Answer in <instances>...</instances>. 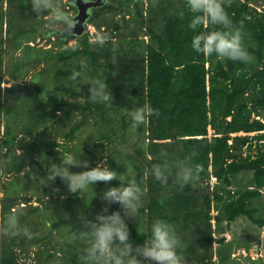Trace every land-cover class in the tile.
<instances>
[{
	"label": "rangeland",
	"instance_id": "rangeland-1",
	"mask_svg": "<svg viewBox=\"0 0 264 264\" xmlns=\"http://www.w3.org/2000/svg\"><path fill=\"white\" fill-rule=\"evenodd\" d=\"M114 1L104 0L92 9L91 16L99 7L117 6ZM227 1H234L236 6L237 1L247 5L246 16L254 20L250 19V26L242 29V43L245 48H258L257 36L264 30V0ZM54 2L72 18L78 14L74 0ZM112 12L106 10L95 23L88 20L83 34L71 37L61 25L50 24L46 12L38 14L34 11L31 0H0V100L3 106L0 115V222L10 212H20L17 235L0 231V264H79L82 240L77 239L68 229L56 231L51 227L53 212L47 207L48 200L67 195L70 191L59 177L52 182L40 183L39 178L46 175L50 164L60 163L66 153L87 160L89 167L97 164L110 167V161L113 160L118 166L126 164L128 173L137 179L135 166L145 163L150 141L147 130L140 129L146 128L147 120L132 133L125 114L128 109L117 106L110 108L108 104L103 108L98 105L99 102L90 98L89 81L102 78L106 83L108 79L106 59H101L97 66L92 67L81 57L66 62L59 58V54L66 48L76 46L83 35H88L92 42L103 37V42L110 40L114 44L115 57L112 64L116 66V71L112 74V89L114 84L120 83L122 79H118L123 74L120 66L137 59H126L123 56L131 54V46L141 53L145 52L149 37L139 31L132 15L119 11L115 16ZM181 18L188 21L191 18L186 8ZM103 22L106 24L103 25ZM115 23L121 28L109 39ZM250 56V61L244 63L245 68L229 72V79L218 76L213 83L220 90L236 95L233 101L238 104L235 114L238 112L241 128L246 127L247 123L254 126L256 122L264 124V103H261L264 99V83L259 84L256 90H247L245 102H241L237 96L241 91L240 81L247 77L251 83L257 82L249 67L253 60ZM209 59L213 61L212 66L210 63L206 65L211 79L216 75V58ZM260 65L264 69V62ZM59 70L71 72V79L56 78ZM261 77L264 81V74ZM207 86L208 89L211 87L209 77ZM61 88L70 91L65 93ZM235 90L238 92L235 93ZM215 95V104H219L217 99L220 93L216 92ZM210 98L208 105L211 106L213 102ZM58 102L65 104L58 105ZM88 102L93 104V111L87 109ZM259 105L263 108L260 109ZM241 107L244 109L242 113ZM233 119L235 116H230L227 121ZM213 132L211 126L208 127L209 136ZM261 133L264 131L241 130L232 133L229 146L236 137L249 138L240 151H234L246 158L255 153L256 142L253 137ZM82 170L81 167H70L73 172ZM251 177V172L241 174L233 188H244ZM109 182H97L87 193L79 192V196L87 204L100 202L103 207L105 202L101 199L102 192L109 186H115ZM216 182L212 178L211 186ZM256 202L264 212V190ZM112 211H121L129 229L130 240L133 235L131 226L138 228L139 232L144 231L135 223L137 218L145 226L144 218L138 212L135 216H125L117 204L108 205V212ZM212 225V237L215 240L213 264H264V228L258 227L246 217H240L230 225L222 223L217 226L215 221H212ZM140 243L142 240L133 242V245Z\"/></svg>",
	"mask_w": 264,
	"mask_h": 264
},
{
	"label": "trees",
	"instance_id": "trees-1",
	"mask_svg": "<svg viewBox=\"0 0 264 264\" xmlns=\"http://www.w3.org/2000/svg\"><path fill=\"white\" fill-rule=\"evenodd\" d=\"M114 2L117 6H102L95 9L89 22L95 23L106 10L109 12L113 10L112 14L115 16L120 13L119 11H125L126 15L134 17L139 31L149 37L145 52L141 53L131 46L129 48L131 54L123 56L126 59L127 57L137 59L133 63L127 61L120 66L123 74L118 80L122 81L114 84L115 87L112 89V74L116 71V66L112 64L115 52L114 44L110 40L102 43L92 42L88 35H83L76 46L66 48L59 54V58L66 62L81 57L92 67L97 66L101 59H106L108 68L106 84L111 94L107 104L110 108L117 106L130 110L148 104L154 110L153 115L147 119L146 128L140 129L147 130L150 141L145 163L141 162L135 166L137 180L143 191L142 206L138 213L144 218L142 221L145 226L136 218V225L144 228V231L139 232L138 228L131 226L133 235L130 241L132 243L143 241L150 223L156 218H163L174 225L186 245L181 252L184 264H213L215 240L212 237V221H215L217 226L222 223L230 225L240 217H246L258 227L264 228V212L256 202L264 190V133L253 137L256 150L253 155L246 158L234 151H240L241 146H244L249 138L236 137L232 145L229 146L228 143L232 133L241 130L264 131V124L256 122L254 126L247 123L246 127L241 128L240 120L237 118L238 112L235 114L238 104L233 101L236 95L220 90L213 84L216 77L229 79V72L242 70L246 65L233 61L224 63L216 59V75L210 79L209 68L206 65L210 63L212 66L213 61L209 59L210 57L195 53L190 47L192 32L187 28L188 20L181 18L185 10V0ZM235 4L234 1L233 3L227 1L226 11L234 24L247 29L250 26V19H254L246 16V4H240L238 1L237 6ZM105 24L103 22V25ZM120 28L115 23L109 39L113 38L114 32ZM257 39L258 48H246L252 55L253 60L249 67L251 72H254L256 86L247 77L240 81L241 91L235 90V93L238 92L237 96L241 98V102L245 99L247 90L250 88L256 90L259 84L264 83L261 77L264 69L260 65L264 62V30ZM59 77L69 81L72 73L59 70L56 78ZM208 77L211 83L209 89ZM61 90L65 93L70 91L66 88ZM216 92L220 93L217 99L219 104L218 102L215 104ZM209 97L213 102L211 106L208 105ZM261 103H264V99ZM64 104L58 102V105ZM107 104L99 102L98 105L104 108ZM93 108V104L88 102L87 109L93 111ZM262 108L261 106L260 109ZM2 110L0 100V115ZM242 111L244 109L241 107L240 113ZM217 112H220L219 116ZM230 116L232 118L235 116V119L227 121ZM210 126L214 131L212 136L208 134ZM162 151L170 159L192 157L201 168L196 181L180 186L170 179L167 184L162 185L150 175H145L150 166L158 162ZM110 168L119 175L128 173L126 164L118 166L113 160L110 161ZM246 172L252 173L249 182L244 188L234 189L235 181ZM212 178L217 181L214 186H211ZM109 183L117 185L119 181L112 180ZM79 195V192H68L67 195L48 200L47 205L53 212L51 227L56 231L68 229L77 239L86 231L87 222L93 220L102 208L100 202L87 204Z\"/></svg>",
	"mask_w": 264,
	"mask_h": 264
},
{
	"label": "clouds",
	"instance_id": "clouds-1",
	"mask_svg": "<svg viewBox=\"0 0 264 264\" xmlns=\"http://www.w3.org/2000/svg\"><path fill=\"white\" fill-rule=\"evenodd\" d=\"M226 3L227 0H185L184 6L191 14L187 24L192 32L190 47L197 54L215 56L220 61L247 63L251 56L242 43V28L234 24L226 11ZM31 4L38 14H48L50 24H59L64 31L72 28L73 18L54 0H31ZM97 39L102 43L104 38ZM89 93L93 101L105 104L110 101L108 85L102 78L89 81ZM153 112L148 104L128 110L126 116L130 122V132L134 133ZM70 167H81L83 170L73 172ZM200 171V165L192 157L170 159L162 151L158 162L153 163L145 175H150L162 185L172 179L183 186L194 183ZM57 177L72 193H87L97 182L119 181L102 192L104 206L85 226L86 231L80 237L83 247L78 257L79 264H184L181 252L186 245L168 220L154 219L142 243L133 245L121 211L108 212V205L117 204L125 216H135L142 206L143 191L132 173L118 175L105 164L89 167L87 160L66 153L60 163L50 164L46 175L39 180L44 184L55 181ZM19 215V211L7 214L0 222V231L17 235Z\"/></svg>",
	"mask_w": 264,
	"mask_h": 264
},
{
	"label": "water",
	"instance_id": "water-1",
	"mask_svg": "<svg viewBox=\"0 0 264 264\" xmlns=\"http://www.w3.org/2000/svg\"><path fill=\"white\" fill-rule=\"evenodd\" d=\"M102 0H74L78 14L73 17L74 26L70 35L76 37L83 34L85 24L91 16L92 9L98 7Z\"/></svg>",
	"mask_w": 264,
	"mask_h": 264
},
{
	"label": "flooded vegetation",
	"instance_id": "flooded-vegetation-1",
	"mask_svg": "<svg viewBox=\"0 0 264 264\" xmlns=\"http://www.w3.org/2000/svg\"><path fill=\"white\" fill-rule=\"evenodd\" d=\"M104 0H102V2H103ZM101 2V3H102ZM73 26H74V23H73ZM73 26H72V28L70 29V31H68V32H66V33H68V34H71V32H72V29H73ZM71 37H74V36H72V35H70Z\"/></svg>",
	"mask_w": 264,
	"mask_h": 264
}]
</instances>
